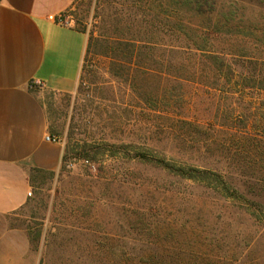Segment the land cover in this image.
<instances>
[{"label": "rangeland", "instance_id": "rangeland-1", "mask_svg": "<svg viewBox=\"0 0 264 264\" xmlns=\"http://www.w3.org/2000/svg\"><path fill=\"white\" fill-rule=\"evenodd\" d=\"M188 1L75 0L59 17L87 37L80 77L68 93L38 82L29 89L40 94L62 160L55 172H33L24 206L0 216V264H264V92L166 76L169 34L185 24ZM214 2L245 13L260 30L245 52L263 54L252 47L264 49V0ZM153 147L218 170L232 189L136 158Z\"/></svg>", "mask_w": 264, "mask_h": 264}, {"label": "crops", "instance_id": "crops-1", "mask_svg": "<svg viewBox=\"0 0 264 264\" xmlns=\"http://www.w3.org/2000/svg\"><path fill=\"white\" fill-rule=\"evenodd\" d=\"M75 0H0V216L30 194L33 172H55L62 145L50 133L40 94L68 93L82 70L86 35L59 20Z\"/></svg>", "mask_w": 264, "mask_h": 264}, {"label": "trees", "instance_id": "trees-1", "mask_svg": "<svg viewBox=\"0 0 264 264\" xmlns=\"http://www.w3.org/2000/svg\"><path fill=\"white\" fill-rule=\"evenodd\" d=\"M187 6L189 9L186 12L185 24L179 25L169 34L170 38L172 34L175 35V41L167 44L165 49L168 53L164 66L166 76L171 78L173 73L180 72L185 77L196 79L197 83L201 80L199 84L202 83L208 88L230 94L243 93L246 90L264 92V49L254 44L252 51L263 53L256 57L245 52L246 45L248 46L251 40L258 41L256 33L260 30L253 28L245 13H240L237 5L227 11L217 10L214 0H189ZM194 17L200 18L201 22L193 24L191 19ZM216 40H227V48L215 49L213 42ZM171 106L172 104L169 103V107ZM183 123L195 130L205 129L208 134V129L202 125ZM173 128L171 125L166 129ZM170 139L167 136L166 142L170 143L172 140ZM175 141L180 143L182 139L176 138ZM136 158L164 171L169 176L202 183L214 191L227 193L232 189L226 176L218 170L199 168L186 164L184 160L168 158L165 154L157 152L154 147L145 156ZM162 230L166 231L171 240L175 239V233L178 231L169 223L164 224ZM188 244H193L192 238L189 239Z\"/></svg>", "mask_w": 264, "mask_h": 264}, {"label": "built area", "instance_id": "built-area-1", "mask_svg": "<svg viewBox=\"0 0 264 264\" xmlns=\"http://www.w3.org/2000/svg\"><path fill=\"white\" fill-rule=\"evenodd\" d=\"M45 140L46 141H49V142H54V143H58L59 142V139L58 137L54 136V135H48L45 137Z\"/></svg>", "mask_w": 264, "mask_h": 264}]
</instances>
